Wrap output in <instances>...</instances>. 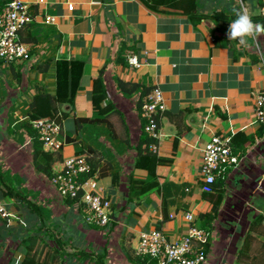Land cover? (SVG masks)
<instances>
[{"label":"crops","instance_id":"crops-1","mask_svg":"<svg viewBox=\"0 0 264 264\" xmlns=\"http://www.w3.org/2000/svg\"><path fill=\"white\" fill-rule=\"evenodd\" d=\"M18 1L28 4L33 16L20 34L30 45L31 60L0 63V172L5 183L0 190L10 188L33 207L0 192L9 213L0 218V264H19L24 254L18 246L30 234L40 238L34 251L40 264H97L103 255L105 264H135L143 233L159 229L170 240L179 239L189 231L188 212L208 234L206 264H249L258 256L256 250L264 247V125L256 119L253 95L264 91V34L247 37V45H241L229 40V29L220 32L209 21L196 26L170 17L166 0H145L160 16L139 0ZM48 17L54 23H47ZM128 51L138 54L140 68H129ZM59 60H78L85 67L74 106L64 105L58 115L71 113L60 123L66 144L54 153L62 159L52 169L56 173L67 160L90 156L97 166L96 192L114 205L106 228L86 225L80 206L61 198L35 168L33 139L24 124L37 84L56 93ZM47 62L49 71L38 72ZM100 75L108 94L104 104L111 102L116 111L107 123L79 126L78 118H104L90 98ZM120 81L141 89L126 94ZM154 87L162 90L167 106L161 140L152 143L159 146L152 152L158 159L155 179L134 166L146 134L137 105L144 98L141 91ZM214 135L231 144L240 135L238 142L246 148L240 164L224 175L223 187L206 194L200 180L202 152ZM44 163L42 156L36 162ZM131 178L155 184L129 201ZM258 220L263 227L250 239ZM56 251L67 255L65 261L55 259Z\"/></svg>","mask_w":264,"mask_h":264},{"label":"built area","instance_id":"built-area-1","mask_svg":"<svg viewBox=\"0 0 264 264\" xmlns=\"http://www.w3.org/2000/svg\"><path fill=\"white\" fill-rule=\"evenodd\" d=\"M42 4L43 1L40 0ZM73 10V6H69ZM30 6L18 0L11 1L0 11V63L18 65L31 60L30 45L20 38L21 31L33 20ZM47 23H54V18H46ZM126 60L131 70L140 68L138 54L128 51ZM255 115L258 123L264 125V91L253 95ZM141 118L145 121L144 131L149 138L160 141L162 137L160 120L167 109L164 94L159 87H154L144 98ZM57 118H41L33 122V128L39 135V141L45 152L60 153L65 142L60 139L61 126ZM149 151L157 153L158 144H151ZM241 155L234 154L229 139L214 135L202 152L200 180L202 191L213 193V185L220 176L230 168L240 164ZM91 170L88 158L73 157L63 164V169L50 179V183L63 199L77 201L84 222L88 226L106 228L112 223L114 208L112 202L96 192L92 180L81 182V175ZM9 216L5 202L0 200V218ZM189 231L185 236L170 240L162 230L152 229L140 236L136 255L150 257L157 264H206L208 234L194 225L192 212L185 215Z\"/></svg>","mask_w":264,"mask_h":264},{"label":"trees","instance_id":"trees-1","mask_svg":"<svg viewBox=\"0 0 264 264\" xmlns=\"http://www.w3.org/2000/svg\"><path fill=\"white\" fill-rule=\"evenodd\" d=\"M10 2L12 0H9ZM143 3L150 11L154 12L157 15H161L155 5L147 3L145 0H139ZM237 0H231L227 5V0H166L167 5L172 6L169 11L170 17H177L181 20H187L194 25H198L202 22L209 21L214 27L220 32L226 29H229L230 24L234 21L236 17V12H247L254 23L264 24V0H240L241 4H236ZM9 2V3H10ZM9 3H0V9L2 10L3 6L6 7ZM6 5V6H5ZM200 5V7H198ZM245 7V8H244ZM179 8V9H178ZM172 10H175L173 12ZM174 13V15H173ZM51 63L47 62L37 68V71L40 73H46L49 71ZM85 64L78 60H59L56 62V93L50 94L44 85L37 84L35 89L34 98L30 103V113L29 120L24 124L25 130L28 132L29 136L33 139L34 150L32 152L33 160L35 161V168L37 171L41 172L46 176V178L51 179L55 173L53 172L52 165L61 161V155L54 156V153L45 152L43 149L42 143L39 141V135L37 131L33 128V122L41 119L52 117L53 119L58 117L60 114V109L64 105L74 106L75 99L80 91L83 73H84ZM17 81H20L19 75H15ZM119 86L121 91L126 94L132 95L135 94L141 86L133 82H124L120 81ZM150 90L141 91V96L145 97ZM93 106L97 110V113L104 118L88 119V118H78L77 121L81 126L83 123L90 124H101L107 123L106 117L111 113H114L115 106L114 104L107 103L104 104L108 98L107 88L103 79V76L100 75L96 80H94L93 90L90 95ZM142 103L139 102L137 108L141 113ZM71 113H63L62 117L57 118V122L60 124L64 118L70 117ZM111 126V125H110ZM263 132V131H262ZM240 135L235 137L234 142L232 143V150L234 154H242L245 151L246 145L240 144L238 138ZM249 142H254L255 136H251ZM154 139L148 137L147 134H143L138 144V158L135 161V168L137 169H146L149 174L155 179L156 178V168H157V156L152 154L149 151L148 147L151 145ZM238 142V143H237ZM248 142V141H247ZM129 144V141H127ZM146 145V148L143 149V146ZM45 159L44 164H36L39 157ZM89 161V160H88ZM89 164L91 165V170L88 173L81 175V182L87 181L89 178H92L96 175L97 166L90 160ZM103 175L102 173H100ZM106 174V172H104ZM224 176L217 178L215 184L213 185V190L220 189L224 184ZM2 175L0 172V186L3 185ZM155 184V181L146 182L143 180H137L134 178L130 179L129 185V201L132 200L133 195L136 197L142 196L147 190L152 188ZM214 192V191H213ZM4 193V197H10L14 199H19L22 202L27 201V206L30 208L33 205L30 203L25 196H18L14 194L13 190L9 188ZM71 204H76L77 201L67 199ZM220 201V200H219ZM218 201V202H219ZM114 208V206H113ZM216 208V207H215ZM263 227L262 220H258L251 227V233L249 234L250 239H254L252 232L259 231ZM264 228V227H263ZM39 237L35 234H30L21 241V245L18 246V251H21L24 254V258L19 264H40V262L34 257V251L39 243ZM255 255L250 261L249 264H264V247L263 249L256 250ZM262 253V254H261ZM55 259L65 261L66 254H59L57 251L55 253ZM104 256V255H103ZM99 256L97 264H105L104 257ZM135 264H157L155 259L150 257H134Z\"/></svg>","mask_w":264,"mask_h":264},{"label":"clouds","instance_id":"clouds-1","mask_svg":"<svg viewBox=\"0 0 264 264\" xmlns=\"http://www.w3.org/2000/svg\"><path fill=\"white\" fill-rule=\"evenodd\" d=\"M236 17L227 33L229 40H238L241 45L246 46L247 37L264 34V24L254 23L246 11L236 12Z\"/></svg>","mask_w":264,"mask_h":264},{"label":"rangeland","instance_id":"rangeland-1","mask_svg":"<svg viewBox=\"0 0 264 264\" xmlns=\"http://www.w3.org/2000/svg\"><path fill=\"white\" fill-rule=\"evenodd\" d=\"M213 1L215 2L216 0H213ZM230 1H231V0H227L226 5H227ZM236 4H241V6H243L242 3L240 2V0H237V1H236ZM244 8H245V7H244ZM263 11H264V10H263ZM141 102H143V99H142ZM61 134H62V127H61ZM60 137H61V135H60ZM61 140H62V139H61ZM63 141H64L65 144H66V141H65V140H63ZM82 156H85V155H82ZM75 157H77V156H75ZM85 157L88 158V160H89V158H90V156L88 157L87 155H86ZM62 169H63V166H62L61 168L57 169V170H56V173L59 172V171H61ZM94 177H95V175H94L92 178H89V179H88V180H92V181H91L92 184L95 182V180H94L95 178H94ZM50 184H51V183H50ZM51 185H52V184H51ZM1 191L3 192L2 189L0 190V192H1ZM7 218H8V217H7ZM7 218H5V219H7ZM1 219H2V218H1ZM5 219H3V220H5ZM218 257H219V254H217V255L214 254V255H213V258L216 259V260L219 259ZM226 264H227V263H226Z\"/></svg>","mask_w":264,"mask_h":264}]
</instances>
